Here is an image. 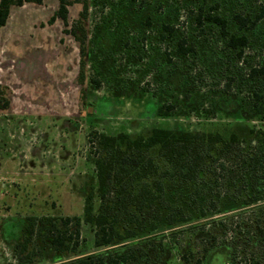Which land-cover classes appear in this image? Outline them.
<instances>
[{
    "label": "trees",
    "instance_id": "16d2710c",
    "mask_svg": "<svg viewBox=\"0 0 264 264\" xmlns=\"http://www.w3.org/2000/svg\"><path fill=\"white\" fill-rule=\"evenodd\" d=\"M43 1L0 0V28L13 6ZM58 1L49 22L61 19L64 32L79 44L75 82L81 88V113L87 86L94 91L104 85L117 97L150 93L159 101L152 111L157 116L264 121V55L256 63L250 55L255 47H264V5L248 3L243 14L229 13L230 0ZM74 4L81 10L70 21L69 7ZM130 68L141 78L153 69L154 87L145 82L137 87L141 79L122 77ZM204 74L219 79L223 91L229 93L232 86L237 91L204 100L196 86ZM11 93L0 83V111L10 108ZM88 139L97 148L96 185L85 194L83 215L27 217L17 229L21 234L13 250L20 264H32L45 251L53 254L54 264H170L172 247L162 230L187 224L183 230L194 232L201 225H189L191 219L208 212H237L239 226L252 241H264L263 125L232 132L228 138L153 127L148 136L94 132ZM173 182L180 183L183 201L173 198ZM248 211L253 223L249 229L241 216ZM82 222L92 226L98 248L89 254L81 253ZM236 257L226 242L211 241L195 263L238 264ZM252 262L263 264L255 257Z\"/></svg>",
    "mask_w": 264,
    "mask_h": 264
},
{
    "label": "rangeland",
    "instance_id": "374dc122",
    "mask_svg": "<svg viewBox=\"0 0 264 264\" xmlns=\"http://www.w3.org/2000/svg\"><path fill=\"white\" fill-rule=\"evenodd\" d=\"M230 1L233 5L229 4V13L244 14L250 8L248 3L264 5V0ZM58 6V0L16 6L11 8L8 25L0 28V83L19 90L17 94L11 93L14 105L9 111L18 106L15 110L27 113L0 112V264H20L13 250L15 238L21 234L17 229L27 217L83 215L85 194L96 185L93 152L97 148L88 139L91 133L148 136L153 127H161L220 133L228 138L232 132L240 133L246 127L264 126V121L237 116H157L152 111L159 101L150 93L117 97L104 85L94 91L87 86V104L81 113V88L75 82L79 44L64 32L61 19L49 22ZM80 10V4L70 6L69 20L77 18ZM250 55L252 63H256L264 55V47H255ZM153 73L152 69L141 78L137 70L130 68L122 77L141 79L136 86L145 82L144 86L150 88L154 87ZM219 81L206 74L199 76L196 86L200 97L209 101L237 91L234 86L229 93L223 91ZM1 182L7 187L2 188ZM171 186L173 198L183 201L180 183L173 182ZM208 213L199 219L193 218L196 214H189L193 218L189 225H201L194 232L183 230L187 224L162 230L172 247L170 264H196L211 241L226 242L235 249L238 264H252L254 257L264 264V241H252V235L239 226L237 212ZM251 215L250 211L241 215L247 229L253 225ZM81 230V253L97 251L92 226L82 222ZM199 231L208 236L199 235ZM10 235L14 238L7 239ZM32 264H54L53 254H38Z\"/></svg>",
    "mask_w": 264,
    "mask_h": 264
},
{
    "label": "crops",
    "instance_id": "0c3cea01",
    "mask_svg": "<svg viewBox=\"0 0 264 264\" xmlns=\"http://www.w3.org/2000/svg\"><path fill=\"white\" fill-rule=\"evenodd\" d=\"M27 4H32V3H27ZM27 4H24V5H22V6H18V7H23V6H26ZM14 7H16V6H13L12 9H13ZM12 9H11V11H12ZM9 20H10V18L8 19L6 25L3 26V27H1L2 29L5 28V27L8 25ZM0 30H1V29H0ZM30 59H31V58H30ZM34 79H35V78H34ZM0 82H1V81H0ZM5 85H8V84H5ZM8 86L10 87L12 93L14 92V93L17 94V92H19V90L15 89V87H12V86H10V85H8ZM20 91H21V90H20ZM23 92H24V91H21L20 93H23ZM13 103H14V100H12V105H10V108H11V106L14 105ZM22 106H23V105H22ZM25 106H27L26 108H30V105H25ZM19 107H20V106H19ZM10 108H9L8 110L0 111V112L5 113V114H7V113H10V114H11V113H19V114H21V115L27 114V113H21V112L15 110V109L18 108V106H15L13 110L9 111ZM20 108H22V107H20ZM14 110H15V111H14ZM1 187H2V188L7 187L6 183H5V182H1ZM1 194H3V193H1Z\"/></svg>",
    "mask_w": 264,
    "mask_h": 264
}]
</instances>
